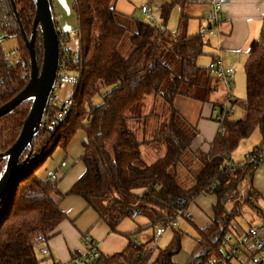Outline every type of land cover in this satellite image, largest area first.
<instances>
[{
  "label": "trees",
  "instance_id": "trees-1",
  "mask_svg": "<svg viewBox=\"0 0 264 264\" xmlns=\"http://www.w3.org/2000/svg\"><path fill=\"white\" fill-rule=\"evenodd\" d=\"M115 0H74L78 26L71 34L58 30L55 12L50 10L57 31L59 51L62 42L70 34L79 41L77 61L78 83L73 88L72 104L62 122L51 113L43 118L41 126L30 144L19 157L21 167L10 180L0 199V264H42L35 251L37 237L48 239L56 227L67 218L60 208V201L68 195L82 197L88 207L98 214L110 231H116L125 218L141 213L150 220L149 226L168 227L186 212L189 203L200 194L215 197L210 222L203 227L193 225L197 237L195 245L184 263L174 260L182 249L184 233L171 226L173 235L164 248L155 255L146 244L138 243L128 233L129 241L124 249L101 257L102 264H206L212 257H224L222 237L232 219L248 205L260 214L251 196L256 192L252 186L254 172L264 164V19L259 36L252 40L244 63L246 96L244 100L233 99L229 106L222 105L218 129L206 152L193 151L200 170L193 174L194 184L182 187L176 179V166L194 138L192 132L177 122L178 112L173 99L178 93H188L198 84L201 67L196 63L203 53L201 32L179 37L168 32L165 22L174 4L184 5L187 0H165L160 5L163 23L154 26L147 21L135 19V28L129 35L133 50L122 56L117 44L126 27L115 17ZM17 16L9 2L12 25L4 33L14 36L19 43L20 56L9 60L0 45V106L15 97L28 83L29 52L23 41L20 26L29 35L35 14L32 0H15ZM38 66L43 58L42 37L35 36ZM71 51L70 49H68ZM166 50L175 53L179 60V73L175 74L167 92L161 94L160 85L172 70L161 57ZM187 91V92H185ZM161 94L170 107L168 128L156 135L162 141L165 152L150 163L140 157V142L127 126V111L144 94ZM99 96L100 101L93 104ZM32 98L25 99L11 111L0 116V153L15 142L29 112ZM240 104L244 109L242 118L234 119L228 108ZM255 129L261 141L248 152L251 160L230 171H223L226 161L241 140L248 138ZM85 133L80 160L83 173L64 193L48 178L41 179L37 171L57 148L65 149L77 131ZM5 158L0 159V174ZM248 182L247 195L236 199L238 185ZM232 201L230 209L227 202ZM228 264V263H227Z\"/></svg>",
  "mask_w": 264,
  "mask_h": 264
},
{
  "label": "crops",
  "instance_id": "crops-1",
  "mask_svg": "<svg viewBox=\"0 0 264 264\" xmlns=\"http://www.w3.org/2000/svg\"><path fill=\"white\" fill-rule=\"evenodd\" d=\"M73 1L74 0H51L55 12V19L58 23V30L61 32H68L72 34L78 26L77 15L73 9ZM221 9L223 11L222 19L223 21L226 20V23L223 25L225 26V29L231 33L234 30V22L237 19L247 22L248 29L244 36V44L249 41L250 45L251 41L258 37L260 33L259 28H261V24L264 19V0H228ZM247 18H249V21H246ZM64 44L72 52L78 51L79 41L76 37L73 36L65 40ZM213 57L221 59L230 67L235 63V57L233 55L227 56L223 50L212 53L211 58ZM197 60L196 63L198 64ZM199 66L201 67V70L204 69L207 72L206 66ZM219 85L220 83L216 82L215 79L207 72V74L200 76L198 84L195 85L192 90L188 93H178L173 99V105L180 117V121L178 122L181 126L182 123L185 124L188 127L187 129L192 131L194 134V138L190 145L191 151H188L193 159V162L196 159L192 152L195 150L206 152L209 148L210 141L217 132L220 109L222 105L225 104L226 99V96H224L223 101L214 97L215 93L218 91ZM60 90L61 97L65 98L69 96L72 87L69 85H62ZM169 114L170 108L168 121ZM146 116L147 113H144L142 116L130 114L128 115V118L132 119L133 117H144L142 129L140 131L141 137L140 139H137L142 142L140 144V156L142 160L145 163H150L164 154L165 145L163 143L156 144L153 141V136L161 132L158 131L159 127L156 128L154 135H151V133H148L149 131H146ZM84 139L85 133L83 131H77L65 149H55L52 155L45 161L46 163L50 160L46 170L42 172L37 171V176L41 179H45L48 178L51 172L57 171L60 174V178L55 182L56 188L61 193L68 190L72 183L84 171V164L79 159L82 153V142ZM232 154L231 160L233 162ZM186 169L188 175L189 173L192 175L189 179L190 183L188 182L187 187H184L189 188L194 184V173H191L188 167H186ZM177 175L176 170V179L178 182ZM252 186L256 192L252 201L258 207L260 214L257 213V211L255 212L257 213L258 218L262 221L264 220V164H260L255 170ZM214 202L215 197L212 194H200L189 203L186 210V213H188L189 216L185 219L197 227L201 228L205 226L210 222V218L212 216V205ZM59 205L60 208L66 212L67 218L56 227L54 233L47 239L46 246H48L49 253L42 264H51L53 259L66 262L73 253L82 251L83 246L81 238L86 232L90 233L96 240L103 255H110L125 248L129 241V238L126 236L128 233H133L130 236V239L134 238L133 240L138 243H144L149 248L150 245H157L156 237L164 234L165 229L168 228L162 227L160 230L159 226H149L150 220L148 217L138 213L131 218L123 219L118 224L116 231H110L103 221L98 220V214L96 211H94L91 207H88L86 201L82 197L78 195L65 196L61 199ZM250 226H252L251 223H249L248 228ZM232 227L237 231L246 230L245 227L239 225L235 219ZM147 231L150 232L145 235L146 237L149 236L146 241H138L135 236L137 234L146 233ZM42 246V243H37L35 246V251L39 256V249ZM226 253L227 248L224 249V254ZM228 264L256 263L238 255L234 257L229 256Z\"/></svg>",
  "mask_w": 264,
  "mask_h": 264
},
{
  "label": "rangeland",
  "instance_id": "rangeland-1",
  "mask_svg": "<svg viewBox=\"0 0 264 264\" xmlns=\"http://www.w3.org/2000/svg\"><path fill=\"white\" fill-rule=\"evenodd\" d=\"M165 0H115L114 1V8H115V17L116 20L126 27V31L124 35L120 38L117 44V50L122 56H128L132 50L133 45L129 41V35L135 28V19H140L143 21L148 22V17L145 16L141 11L140 7L142 5H146L149 12L156 17L158 23H163V19L161 17L160 5ZM210 9V5L207 3H201L200 0H187L185 4L182 6L180 4H174L167 16L165 27L168 32L172 34H176L179 37H183L186 34H194L197 32H201L203 35V42H204V51L197 57V62L201 66H208V64L214 60L215 58H211V54L222 51L225 52L230 56L235 57V63L233 66H229L232 70H234L233 75V82L231 85V95L233 98L238 99L239 101L244 100L246 96V79H245V71H244V63L247 57V49L249 45V41L244 44V36L248 29V24L242 20H236L235 27L233 32L225 29L223 25L226 23V20L222 21L218 24L217 28H203L207 24V14L208 10ZM220 13L222 15L223 11L220 9ZM249 21V18L246 19ZM12 25V24H11ZM260 29V28H259ZM259 33V32H258ZM258 35V34H257ZM259 36V35H258ZM73 35L70 34V38ZM0 45L2 47L3 52L9 56V60L12 61L16 58H19V43L18 40L12 37H5L4 31L0 28ZM12 51V53H11ZM17 53V55H16ZM162 61L166 64L171 70V74L166 76L163 80L162 84L160 85V92L164 94L167 92V89L174 77L175 74L179 73V60L178 57L175 55L174 52L170 50H166L162 57ZM223 62V61H222ZM224 63V62H223ZM225 64V63H224ZM227 65V64H226ZM207 74V72L203 69L201 70V74L199 77ZM61 87L59 88V94L61 95ZM155 95L153 93H147L142 96V98L133 104L130 109L127 111L126 115H135V116H142L144 113H147L146 120V131L151 135H154L156 132V128L159 127L158 131H163L168 128V113H169V104L166 102L164 97L161 95ZM227 95V90L224 83H220L217 93H215L214 97L218 98L219 100L224 99V96ZM100 101V97L96 96L93 99V104H97ZM227 106L229 103L227 102ZM233 114L231 115L232 118H242L244 116V109L240 104L233 105ZM144 117H133L127 118V126L130 130L134 131L136 138L140 139V131L142 129V122ZM177 122L180 121V117L177 116ZM132 120V121H131ZM138 120V121H137ZM132 127V128H131ZM182 127L185 131L192 132L188 127L182 123ZM82 132V131H78ZM80 134V133H79ZM78 136V135H77ZM154 138L156 137L153 136ZM77 138V137H76ZM156 144L163 143L162 141L153 140ZM261 141V134L258 129H255L253 133L248 137L240 141L238 146L234 149L232 154L233 163H241L245 155L252 150L255 145H258ZM154 143V144H155ZM164 144V143H163ZM141 157V156H140ZM142 159V158H141ZM47 161L38 171L42 172L46 170L48 163ZM191 173H197L200 170V164L197 160H194L190 156V153L186 151L181 160L177 163V178L178 183L182 187H187L188 182L190 183V173L188 175L187 169ZM247 187L248 182L244 179L238 185V195L236 199H241V197L247 195ZM251 199H254V195L251 196ZM232 206V201L227 202L226 207L230 209ZM186 216H179L176 220V226L174 228L180 229L183 233L182 239V249L181 251L174 257V260L179 263H184L186 259L189 257L193 246L195 244L196 238V230L193 225L185 219ZM236 222L248 228L249 223L252 225H258L261 223V219L258 218L257 213L251 209L248 205L244 204L241 209V213L236 216ZM232 219L228 226H233ZM141 233L137 234L138 241H146L149 237L145 235L148 234ZM173 235V229L168 227L165 229L164 234L161 236L156 237V247H154V251L152 253V257L157 252L158 248H164L169 243L171 237ZM134 239V238H132ZM154 246V245H153ZM150 245L149 249L153 248ZM38 258H42L37 255Z\"/></svg>",
  "mask_w": 264,
  "mask_h": 264
},
{
  "label": "built area",
  "instance_id": "built-area-1",
  "mask_svg": "<svg viewBox=\"0 0 264 264\" xmlns=\"http://www.w3.org/2000/svg\"><path fill=\"white\" fill-rule=\"evenodd\" d=\"M228 0H200L201 3H207L210 5V9L207 14V24L203 28H217L218 24L222 21V15L220 9ZM140 11L148 17V22L154 26H158L156 17L151 14L146 5L140 7ZM12 24V14L9 6V0H0V28L5 31ZM65 42V41H64ZM62 42L59 55L56 76L52 84L51 91L47 97L45 108L43 112V118L47 119L51 113H55L56 117L62 122L66 119L68 112L72 104L73 88L78 83V64L73 65L70 63V58L77 61L78 51H69ZM12 53V51H11ZM17 55V53H16ZM17 59V58H16ZM14 59V60H16ZM208 74L215 79L218 83H224L227 95L226 102H230L234 98L231 95V85L233 82V70L222 62L221 59L215 58L207 66ZM29 75L30 70L24 71V74ZM62 85H69L72 90L69 96L62 98L59 94V88ZM227 104V103H226ZM226 107H228L226 105ZM233 112V107L228 108L227 113ZM252 156L248 153L245 155L244 160H251ZM241 163H233L232 161H226L222 167L223 171H230L236 166H242ZM60 178V174L57 171H53L49 174L48 179L55 183ZM181 216V215H180ZM183 216L188 217V213L184 212ZM176 220L169 224L168 227L175 226ZM160 230L163 226L157 225ZM83 249L80 252H75L66 262H61L57 259H53L51 264H102L101 257L103 254L99 248L98 243L88 232L82 235ZM46 237L39 235L37 242L42 243L43 246L39 249L40 256L45 260L49 249L46 246ZM222 246L227 248V253L224 257H212L206 264H227L229 256L241 255L247 260H251L256 264H264V220L258 225H252L244 231H237L232 226H228L226 232L222 237Z\"/></svg>",
  "mask_w": 264,
  "mask_h": 264
},
{
  "label": "water",
  "instance_id": "water-1",
  "mask_svg": "<svg viewBox=\"0 0 264 264\" xmlns=\"http://www.w3.org/2000/svg\"><path fill=\"white\" fill-rule=\"evenodd\" d=\"M32 1L35 5V14L29 35H26L18 20L23 41L29 52V81L15 97L0 106V116L11 111L25 99L32 98V104L17 139L6 152L0 153V159H6L4 170L0 174V199L4 195L10 180L21 167L19 164L20 155L41 126L45 103L51 91L58 65L59 42L49 0ZM9 2L14 15L17 16L15 0H9ZM38 31L41 34L43 45V58L40 67L34 47L35 36Z\"/></svg>",
  "mask_w": 264,
  "mask_h": 264
}]
</instances>
